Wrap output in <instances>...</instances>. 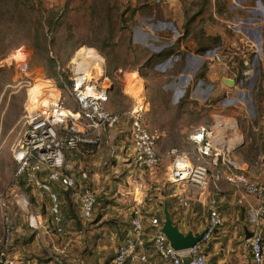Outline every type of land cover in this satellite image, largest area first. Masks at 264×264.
I'll return each mask as SVG.
<instances>
[{"label":"rangeland","instance_id":"obj_1","mask_svg":"<svg viewBox=\"0 0 264 264\" xmlns=\"http://www.w3.org/2000/svg\"><path fill=\"white\" fill-rule=\"evenodd\" d=\"M42 1L46 6L64 9L61 24L53 34L51 53L58 58L60 71L68 75V80L72 79L77 51L83 47L94 50L98 61L100 56L104 59L109 75V82L104 83L105 86L109 84L107 108L127 111L134 98L144 94L154 106L146 114L147 122L166 131V137L158 144L159 149L179 145L186 130L198 124L212 123L216 114L229 116L238 127L233 135L241 137L239 143H243L234 153L236 158L245 160L252 172H261L264 153V124L260 119L264 107V0H172L164 4H156L153 0ZM239 17H248V20H238ZM141 31L147 33L145 40L139 39ZM27 43V20L14 21L9 15L0 14V195L14 184L12 149L25 128L23 117L25 111L31 109L30 94L43 87L42 100L55 92V88L61 90L47 75L43 58L33 54ZM215 49L226 53L227 58L224 61L212 59ZM149 55L151 59L146 62ZM240 61H248L252 66L250 75L242 74ZM92 63L86 60L85 64L92 66ZM138 65L144 76L139 73ZM224 77L233 79L235 85L223 82L221 78ZM68 92L65 89L64 98L69 106H73L75 103ZM113 129L114 135L120 134V128ZM123 131L124 136L113 140L111 145H100V157L86 159V163L84 160L74 162L88 167L90 177L99 175V182L85 177L81 184L101 197V206H106L109 199L119 201L123 196L115 185L128 190L131 180L135 181L134 176L137 181L138 178L144 180L142 188L147 203L152 202L158 182L164 181L165 167L160 165L150 170L141 169L137 176L133 174L126 182L125 176H129V172L127 169L122 172L120 159L130 158L126 150L129 136ZM66 155L65 152V158ZM18 186L27 194L24 185ZM77 188L83 189L78 185ZM77 188L66 199L70 203L68 208L75 212ZM37 200L38 204L47 203L44 194L41 201L38 197ZM36 205L34 207L38 208ZM194 205L191 206L196 212L195 217L199 218L200 213ZM15 221L18 231L12 245H25L26 213L19 210Z\"/></svg>","mask_w":264,"mask_h":264},{"label":"built area","instance_id":"obj_2","mask_svg":"<svg viewBox=\"0 0 264 264\" xmlns=\"http://www.w3.org/2000/svg\"><path fill=\"white\" fill-rule=\"evenodd\" d=\"M172 0H153L164 4ZM260 38V34L258 36ZM258 39V38H257ZM228 55L219 49L211 54L216 61H224ZM95 67L88 68L78 59L72 71V85L69 93L77 108L65 105L61 90L55 88L41 100H29L31 109L24 114V131L12 149L15 162L12 180L14 187L0 195V264H21L19 258L11 254L15 234V215L22 210L27 215L29 226L38 230L41 225L31 208L27 194L17 186L16 179H28L39 191L46 193L50 213V222L54 232L61 234L63 215L57 192L53 183L63 189H72L76 180L65 173L67 163L66 150L80 145H95L101 142L103 131L112 129L122 123H128V135L132 145V167L135 170L154 169L161 165L162 159L168 160L165 166V179L169 183L188 185L205 196L208 211L206 231L201 240L186 250H175L170 246L165 234L161 231L162 221L157 217L149 219L150 242L154 253L170 264H182V258H188V264H209L201 250V243L209 240L216 229L224 225V220L217 208V198L210 187L214 183L225 181L242 197L246 205V220L252 225L251 237L243 238L240 245L251 256V264H262L264 261V238L261 225L264 222V177L255 180L245 172L247 162L235 156L237 147H241L239 138L233 133L238 129L233 117L215 115L212 123L199 124L191 131L188 140L190 148L170 147L164 153L158 151V143L163 132L158 127L147 126L144 120L150 104L144 94L133 100L127 111L116 112L106 107L109 101V82L104 59L100 56ZM99 65V66H98ZM101 71V74L97 75ZM253 72L246 61L242 74ZM96 75V76H94ZM102 78V80H101ZM29 96V93H28ZM29 99V97H28ZM228 119V121L226 120ZM264 120V107L260 116ZM45 173L43 179L39 174ZM264 173V153L261 172ZM96 192L85 187L78 195L79 215L84 220L92 218L96 205ZM183 206L187 201L182 202ZM129 232L118 246L113 258L114 264H147L145 254L146 227L142 221V211L138 206L131 209ZM51 264H68L60 255H51ZM28 264H48L45 261L33 260Z\"/></svg>","mask_w":264,"mask_h":264},{"label":"crops","instance_id":"obj_3","mask_svg":"<svg viewBox=\"0 0 264 264\" xmlns=\"http://www.w3.org/2000/svg\"><path fill=\"white\" fill-rule=\"evenodd\" d=\"M238 20L246 21L248 20V17L247 19L245 17H239ZM251 31L252 29L249 28L250 34ZM145 35H147V33L141 31L139 39L145 40ZM189 59L193 60L190 56ZM243 62L246 65V61ZM230 68L235 71L238 70V67L236 66H231ZM240 69L242 70L244 67ZM106 107H108L107 104ZM149 110H152L151 107H149ZM147 112L144 116L146 125L150 127H158L163 132V136L159 142L163 141L166 137V131L159 126L152 124L150 121L149 122L151 124L147 122ZM261 122L264 124V120ZM127 127L128 123H122L114 127L120 128L119 135H114L113 128V130L108 129L103 131L101 135V142L99 144L89 146L80 145L74 149L66 151L67 155L65 160L67 163V168L65 169V173L72 176L76 180V185L74 188L69 189L71 190L70 192H75L77 185L78 187L85 188L86 186L84 187L81 184L84 182L85 177L90 178V180L93 182L94 180L99 182L98 178H100L98 174H94L92 177H90V174L87 172L88 167H86L84 164L81 165V163L76 164L74 162H80L81 160H84L86 163V159L95 157L96 155H99L100 157V145H111L113 140L116 141L117 138L124 136L123 130L128 132ZM194 127H191V129L185 131V134H183L184 140H182L179 145L169 146L168 148L165 147L162 149L158 148V151L164 153L170 147L182 149L190 148L188 137ZM170 143L172 142H169L168 144ZM112 148L114 149L116 147L112 146ZM126 150L129 151L130 158H121L120 163H122V166L120 168L122 169V172H125L126 169L129 172V176H125L128 178L125 179L126 182H128L132 178L133 174L136 176L138 175L137 172L139 170H135L132 167L133 153L130 139L129 146ZM167 163L168 160L163 158L161 166L165 167ZM245 172L254 180L260 176L264 177L263 172H252L249 169L248 164L245 165ZM44 176V172L39 174L41 179H43ZM133 178L135 181L132 182L131 180V186L128 188V190L121 187L117 183L118 185L115 186L118 187V191L123 197H120L121 199H119V201L117 199L114 201L113 199H109V203H107L106 206H103L102 208L95 207L93 216L89 220H84L80 217L77 196V211L75 213L77 214L80 224L76 223L73 216H68L67 208L65 209L64 207L68 204L64 193V191L67 189H63L59 184L53 183L52 188L58 194L61 213L63 215L62 224L64 231L61 234L54 232V225L50 222V213L48 211L49 200L46 193L39 191L27 179L30 185V190L27 191V197L30 201L33 212L36 213L37 219L40 221L41 227L38 230H35L31 228L27 222V235H24L25 240L27 239V243L23 242L25 245H12L11 254L16 258H19L22 261L21 264H28L33 260H41L51 264L49 262L51 255L58 254H60L68 262V264H114L113 258L115 256L116 250L129 232L131 209L135 206H138L142 211V221L146 227L145 254L147 255V264H170L169 262L160 259L152 249L150 242L151 233L149 219L151 217L157 216L162 221L163 202L166 200L171 218L173 222L178 225L179 229L184 232L191 230L193 233H199L206 227L207 224L208 207L205 196L202 193L195 191L188 185L181 183H169L166 181L165 177H163L164 181H159L154 189V198L152 202L147 203L145 201V190L142 188L143 185H145L144 180L138 178L137 181L135 176ZM14 186L15 185L12 184L10 187ZM109 189L111 192V188ZM77 191L79 193L81 192L78 188ZM103 191H105V187L103 188ZM210 191L216 194L217 208L224 220V225L216 229L209 240L201 243V250L205 255V258L209 264H251L250 253L243 249L240 245L241 240L245 237V231L252 233L253 230L252 225H250L246 220V205L244 204L240 193L225 181L212 184ZM43 194L47 198V203L43 201L38 204L37 197L41 201ZM103 194L107 196L109 195V193L106 192ZM111 197L113 198V196H110V198ZM111 201L114 203L110 204ZM183 201H187L186 206L182 205ZM35 203L38 205V208L34 207V205H36ZM43 203L46 205L44 208L45 212H42L41 206ZM192 203L195 204L194 206L197 212L200 213L199 218L195 217L196 212H194L191 206ZM241 209L243 211H241ZM14 222L16 233L18 231V226L15 219ZM260 229L264 238V222L262 223Z\"/></svg>","mask_w":264,"mask_h":264},{"label":"trees","instance_id":"obj_4","mask_svg":"<svg viewBox=\"0 0 264 264\" xmlns=\"http://www.w3.org/2000/svg\"><path fill=\"white\" fill-rule=\"evenodd\" d=\"M0 14L4 17L9 15V18L13 19L14 21H17L21 18H23V20H27V46L33 49V54L43 58L47 70V75L51 76L55 80L57 86L61 89L62 94L64 95L63 92L65 91V89L69 91L72 85V81L68 80V75L60 71L59 60L56 56L52 55L51 53V46L54 42L53 34H55L59 25L61 24V19L64 15V9L57 6H46L43 4L42 0H0ZM9 36L14 35L9 34ZM156 56L160 57L161 55ZM146 58V62H148V60L151 59V55ZM240 65L241 68L246 66L243 61H240ZM135 66H137V64ZM139 66V73L144 76L142 67L141 65H138V67ZM106 74L109 78L107 69ZM69 97H71L70 93ZM65 105L71 107L72 109L77 108L76 103L73 104V106H69L66 100ZM150 106L151 109L154 108L152 103ZM16 182L18 185H24L27 191L30 190V185L24 177H18L16 179ZM70 191L71 190L69 189L64 191L66 199L69 196ZM100 199V196H96L95 207H103L100 205ZM68 205H70L69 202L67 205L64 206L65 209L67 208V211L71 212L70 216H73L75 218L76 223L80 224L79 219L77 218V214L75 213V211H71V209L68 208ZM44 206L45 203H43L41 206L42 212H45Z\"/></svg>","mask_w":264,"mask_h":264},{"label":"water","instance_id":"obj_5","mask_svg":"<svg viewBox=\"0 0 264 264\" xmlns=\"http://www.w3.org/2000/svg\"><path fill=\"white\" fill-rule=\"evenodd\" d=\"M222 81L234 86L235 81L230 78H222ZM163 218H162V226L161 231L165 234L169 244L175 250H186L193 246L195 243L199 242L205 233L206 229L204 228L199 233H193L191 230L186 232L179 229L178 225L175 224L171 218L167 202H163ZM251 237V233L245 231V238ZM182 264H188V258H182Z\"/></svg>","mask_w":264,"mask_h":264},{"label":"bare ground","instance_id":"obj_6","mask_svg":"<svg viewBox=\"0 0 264 264\" xmlns=\"http://www.w3.org/2000/svg\"><path fill=\"white\" fill-rule=\"evenodd\" d=\"M95 51L94 50H90V49H87V48H80L78 51H77V53H76V55L74 56V62H78V59H80L81 60V62H85L86 63V60L87 61H90V62H93L91 65L92 66H89V65H87V67L88 68H91V67H95L96 69H97V64H99L98 63V60L95 58V53H94ZM96 59V60H95ZM98 59H100V58H98ZM99 66V65H98ZM99 73V75L101 74V71H99L98 72ZM97 74V73H96ZM94 76H96V75H94ZM33 86H31V88H32ZM30 88V89H31ZM43 88V87H42ZM42 88H39V89H37V90H35L34 91V93H31L30 95H31V99L32 100H35V98H37L38 96L40 97V95L42 94ZM29 89V90H30ZM52 93H55V92H52Z\"/></svg>","mask_w":264,"mask_h":264}]
</instances>
